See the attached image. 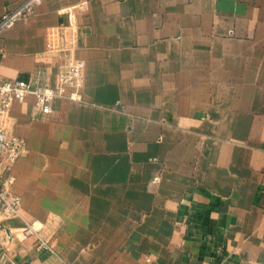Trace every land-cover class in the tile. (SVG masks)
<instances>
[{"label":"crops","instance_id":"crops-1","mask_svg":"<svg viewBox=\"0 0 264 264\" xmlns=\"http://www.w3.org/2000/svg\"><path fill=\"white\" fill-rule=\"evenodd\" d=\"M72 57L83 101L31 94L1 121L28 146L14 259L264 264V0H44L0 37L6 78L56 86Z\"/></svg>","mask_w":264,"mask_h":264},{"label":"built area","instance_id":"built-area-1","mask_svg":"<svg viewBox=\"0 0 264 264\" xmlns=\"http://www.w3.org/2000/svg\"><path fill=\"white\" fill-rule=\"evenodd\" d=\"M44 0H22L16 7L8 9L0 17V37L18 21L33 15ZM84 4H82L83 6ZM73 16V13L70 12ZM56 86L41 83L38 77L33 80L6 78L0 73V264L18 263L11 252V235L6 222L12 218H22L23 197L14 190L16 177L12 172L14 165L28 152L27 141L20 135L9 131L1 122L16 101H24L35 95L43 113L52 111V101L56 97H67L83 101L82 88L85 84V62L72 57L61 65ZM22 239L35 238L37 246L51 255L59 256L43 227L36 222H25L21 228Z\"/></svg>","mask_w":264,"mask_h":264}]
</instances>
